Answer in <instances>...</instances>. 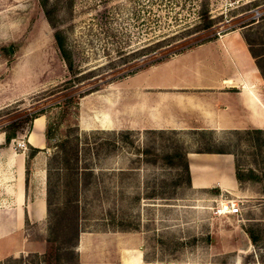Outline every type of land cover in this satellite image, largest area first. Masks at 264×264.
<instances>
[{"label":"rangeland","instance_id":"rangeland-1","mask_svg":"<svg viewBox=\"0 0 264 264\" xmlns=\"http://www.w3.org/2000/svg\"><path fill=\"white\" fill-rule=\"evenodd\" d=\"M41 3L0 0V264H46L50 215L74 193L86 252L82 261L76 245L77 259L63 264H264V128L136 127L127 110L131 76L198 42L240 35L264 52V0H48L77 67L92 70L73 85ZM203 6L214 23L195 31ZM161 100L137 107L157 123ZM34 115L42 147L29 141ZM27 116L5 142L4 126ZM208 149L232 154L235 171L258 178L228 190L194 187L164 157ZM24 192L26 200L43 194L51 214L21 218ZM233 202L238 213L227 210ZM118 244L125 261L136 260L120 261Z\"/></svg>","mask_w":264,"mask_h":264},{"label":"crops","instance_id":"crops-1","mask_svg":"<svg viewBox=\"0 0 264 264\" xmlns=\"http://www.w3.org/2000/svg\"><path fill=\"white\" fill-rule=\"evenodd\" d=\"M251 67L254 69L249 72ZM128 83L134 100L129 103L127 110L130 116L135 117L133 121L136 127L142 124L156 129L170 127L177 130L211 131L264 128V80L258 74V66L253 61L248 44L240 35H234L228 40L206 39L198 42L150 67L138 70ZM250 83L256 85V98L252 100L247 98L245 91ZM142 98L150 105L162 98V114L157 123L149 117L147 106L137 107ZM40 122L41 115L34 119L29 134L31 142L35 133L37 147H42L43 142L36 133ZM186 156L192 186L215 184L228 190L236 185L232 154L188 151ZM213 159L220 160L222 166L207 164L208 160ZM223 171L228 173L227 183L218 178V174ZM22 199L21 218H24L25 212L31 222L46 216V198L43 194L26 200L24 192ZM118 245L120 250L117 258L120 261L136 260L125 261ZM37 249L38 253L43 251L42 246ZM77 250L83 261L86 246L80 249V238Z\"/></svg>","mask_w":264,"mask_h":264},{"label":"trees","instance_id":"trees-1","mask_svg":"<svg viewBox=\"0 0 264 264\" xmlns=\"http://www.w3.org/2000/svg\"><path fill=\"white\" fill-rule=\"evenodd\" d=\"M41 4L48 22L52 27H54V32H53L54 41L57 49L59 50L61 57L66 63V69L68 74L67 75L68 77L66 78V82L71 85L79 83L80 81H82V79H84V77L87 74L91 73L92 70L88 69L84 72H81L82 70H80L79 67H77L78 65L77 63H75V59L72 56L71 48L66 42L65 34L61 29H59L56 26V23L52 16L53 8L47 7L48 0H42ZM198 14H199L198 22H196L193 25L195 31L200 29H209L213 25L214 20L212 17H210L207 8H205L204 6L200 7ZM248 43L250 45L249 48L250 52L254 57H256V65L258 66L262 76L264 77V71L261 64V60L262 58H264L263 55L264 52H260V53L254 52L253 49L251 48L252 46L251 42L248 41ZM35 116L36 115H34L33 117ZM24 120H26V122L27 121L31 122L32 118L31 116H27L17 121L9 122L4 126L2 130L4 131L5 142H9L11 138L15 137L16 132L18 131V127L24 124L23 123ZM262 130H263L262 128H250V129H246V132L257 134ZM76 146L77 145L75 143V146L73 148V155L75 156V158L77 157ZM36 149L37 147H33V150ZM196 151H202V150H196ZM206 151L225 152L223 150H218V149L217 150L208 149ZM175 155H176L175 152L166 153L164 157L167 159L168 164L177 165L185 173L187 183L191 184L190 171H189L186 154L184 153L179 154V158L177 160H174ZM235 177L238 181H240L244 178L256 179L258 178V175L255 174L253 170H250L249 173L244 175L236 169ZM49 206H50L49 200L47 199V209L48 212H50L51 214V210ZM48 228H49V237L47 240L53 242L55 245H54V249H52V251H49L46 256V264H51L52 260H55V264H63L64 262H70L74 259H77L78 254L75 248L78 243L81 226H80L79 201L76 193H74L73 195H66L64 197L62 204L58 206L57 209L50 215Z\"/></svg>","mask_w":264,"mask_h":264},{"label":"bare ground","instance_id":"bare-ground-1","mask_svg":"<svg viewBox=\"0 0 264 264\" xmlns=\"http://www.w3.org/2000/svg\"><path fill=\"white\" fill-rule=\"evenodd\" d=\"M245 91L247 93V98L249 100H252V99H255L256 98L255 97L256 85L254 83H250V85H248L247 87H245ZM38 124H39V121H38L37 125ZM34 137H35V133L31 137V142L34 141ZM224 206L227 208V205L226 204H224Z\"/></svg>","mask_w":264,"mask_h":264},{"label":"built area","instance_id":"built-area-1","mask_svg":"<svg viewBox=\"0 0 264 264\" xmlns=\"http://www.w3.org/2000/svg\"><path fill=\"white\" fill-rule=\"evenodd\" d=\"M20 145V143H18ZM22 145H25V142L22 141ZM230 213H238L239 212V205L237 202H233L228 206L227 209Z\"/></svg>","mask_w":264,"mask_h":264}]
</instances>
